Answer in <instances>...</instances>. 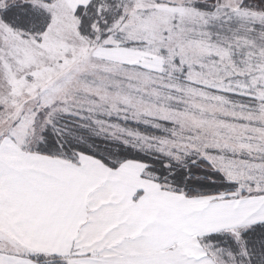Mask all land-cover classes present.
Segmentation results:
<instances>
[{
    "label": "snow or ice",
    "instance_id": "1",
    "mask_svg": "<svg viewBox=\"0 0 264 264\" xmlns=\"http://www.w3.org/2000/svg\"><path fill=\"white\" fill-rule=\"evenodd\" d=\"M0 264H264V0H0Z\"/></svg>",
    "mask_w": 264,
    "mask_h": 264
}]
</instances>
